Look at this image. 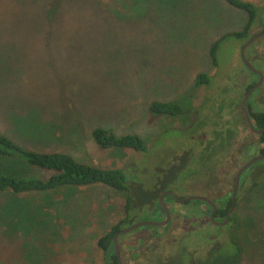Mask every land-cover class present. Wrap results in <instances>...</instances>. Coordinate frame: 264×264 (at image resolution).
Segmentation results:
<instances>
[{
	"label": "rangeland",
	"instance_id": "obj_1",
	"mask_svg": "<svg viewBox=\"0 0 264 264\" xmlns=\"http://www.w3.org/2000/svg\"><path fill=\"white\" fill-rule=\"evenodd\" d=\"M245 1L264 6V0ZM247 18L226 0H0V133L25 149L66 153L100 167L132 168L139 174L135 185L152 186L194 114L156 116L150 104L175 101L191 109L211 98L232 99L225 118L240 137L229 147L230 167L188 173L191 155L174 156L159 189L139 197L150 207L125 226L162 218L158 196L177 187L179 196H209L224 206L236 172L258 154L255 145L242 148L248 131L240 107L256 77L240 58L244 41L223 39L216 65L210 50L221 36L241 31ZM245 53L248 59L258 55L260 61L254 57L252 63L264 75V35ZM200 74L209 84L196 85ZM263 97L264 83L249 97L253 111L264 109ZM98 127L116 135L137 134L152 148L101 149L92 135ZM250 170L240 177L228 223L208 222L202 202L170 199V236L154 237L145 227L123 235L124 264H143L151 249L167 241L192 250L204 246L206 252L228 251L232 240L242 244L241 264H264V184L252 187ZM1 174L50 175L20 158L0 155ZM125 196L101 183L0 192V264H105L97 240L125 216Z\"/></svg>",
	"mask_w": 264,
	"mask_h": 264
},
{
	"label": "trees",
	"instance_id": "obj_2",
	"mask_svg": "<svg viewBox=\"0 0 264 264\" xmlns=\"http://www.w3.org/2000/svg\"><path fill=\"white\" fill-rule=\"evenodd\" d=\"M236 8L244 10L247 15V21L243 29L238 32H232L221 36L216 40L210 50L211 59L216 65L215 54L218 46L228 36H233L238 40L245 41L253 32L264 29V6L255 5L245 0H226ZM256 61H260L258 55L254 56ZM249 58L252 63L255 58ZM254 67H258L252 63ZM264 68V67H263ZM209 84V78L200 74L197 78L198 85ZM252 84L246 87L248 90ZM245 90V91H246ZM264 101V97H263ZM207 102V105L205 103ZM230 100H216L215 98L208 99L203 106L199 108H186L175 101H153L150 104L149 110L153 115L162 116H178L188 113H194L195 118L190 126L181 130L182 142L180 147L170 153L169 159L165 165H160L158 168V178L152 186H147L142 182H137L134 178H138L132 168L126 169L123 167H100L99 165L82 162L75 159L73 156L61 152H40L29 150L17 145L11 138L0 133V155L6 157H17L34 167L39 168L44 172H49L47 178L37 176H13L9 174L0 175V192L12 191L15 193H23L29 191H45L49 189L59 188L61 186H84L94 183H101L119 191H124L125 196V216L118 222L112 225L111 229L97 240V246L101 249L104 255L105 264H116L113 235L118 230L125 227V224L132 221V215L140 213L150 207V203L140 202L139 197L145 194H151L158 190L161 180L166 174V170L172 165V158L177 155L189 153L193 162L192 172L197 168H206L208 171L220 172L223 168L230 167L228 160L231 156L228 153L233 140L240 137V131L232 128L233 125L225 117V111L232 106ZM223 104V105H222ZM247 110L252 119L253 126L256 129H261L264 126V109L253 111L250 99L247 100ZM241 107V102H240ZM242 119L247 128V137L252 140L247 141V138L242 142V148L245 151L251 145H257L258 153L264 154V131L260 134H255L248 128L245 118L242 113ZM198 123L196 126L195 123ZM196 127L197 129H193ZM96 144L101 148H121L130 149L136 152H149L151 148L146 145L144 139L137 134H120L116 135L109 129L95 128L92 132ZM154 145V144H153ZM154 147V146H153ZM227 152L222 156L223 152ZM222 157L227 160H222ZM208 165H206V164ZM213 167H215L213 169ZM133 172V173H132ZM252 187H258L264 184V162H259L251 168ZM129 176L131 178H129ZM155 177V176H154ZM133 178V179H132ZM135 181V182H134ZM180 189V188H179ZM200 202V201H196ZM231 199L225 206L218 208L215 219L223 218L225 210L229 206ZM156 205H159L156 202ZM155 206V204H154ZM110 211H114L113 206L109 207ZM121 235L119 238H121ZM171 240H173L171 238ZM150 255L156 257L149 258L147 261L150 264H241L243 260V247L240 241L232 240L230 250H208L205 252L204 246L197 250L182 247L167 241L162 246L151 251Z\"/></svg>",
	"mask_w": 264,
	"mask_h": 264
},
{
	"label": "water",
	"instance_id": "obj_3",
	"mask_svg": "<svg viewBox=\"0 0 264 264\" xmlns=\"http://www.w3.org/2000/svg\"><path fill=\"white\" fill-rule=\"evenodd\" d=\"M264 35V30H260L257 31L253 34H251L248 39L244 42V44L240 47V58L243 62V64L252 72H255L259 75V80L256 82V84L251 87L244 95V97L241 100V110L243 113V116L248 124L249 129L256 134H260L264 131V126L261 129H256L253 126L250 114L247 110V99L249 97V95L251 94V92L256 89L261 82L263 81V74L260 70L254 68L251 63L248 61L246 54H245V50L246 48L252 44L255 40H257L260 36ZM264 160V154H257L256 156H254L253 158H251L250 160H248L247 162H245L236 172V175L234 177V181H233V186H232V193H231V202H230V208L228 209L225 218L223 221L217 222L214 219V215L216 212V205L215 203L208 197L205 196H199V195H189V196H185V197H179L175 192H173L172 190H166L163 191L159 198H158V202L161 205V207L164 210L165 213V219L164 220H143V221H138V222H134L130 225H127L125 227H123L122 229L118 230L114 235H113V249H114V255L117 261V264H123L122 259H121V255H120V247H119V236L122 234H126L129 233L137 228L143 227V226H162L165 225L169 222L170 219V211L167 207V205L165 204L163 198L166 195H171L174 197L175 200L179 201V202H187L190 200H200L203 202L208 203L211 206V213L209 215L210 221L218 226H222L225 225L226 223L229 222L230 219V215L231 212L234 208V204H235V200H236V195L238 192V187H239V181H240V177L241 175L247 170L249 169L253 164H255L258 161Z\"/></svg>",
	"mask_w": 264,
	"mask_h": 264
},
{
	"label": "flooded vegetation",
	"instance_id": "obj_4",
	"mask_svg": "<svg viewBox=\"0 0 264 264\" xmlns=\"http://www.w3.org/2000/svg\"><path fill=\"white\" fill-rule=\"evenodd\" d=\"M261 30H264V29H261ZM260 31V30H259ZM248 39V38H247ZM246 39V40H247ZM245 40V41H246ZM244 41V42H245ZM244 44V43H243ZM242 44V45H243ZM241 45V46H242ZM251 45V44H250ZM246 54V53H245ZM247 57V56H246ZM248 59V58H247ZM252 65V64H251ZM245 66V65H244ZM253 66V65H252ZM246 67V66H245ZM254 67V66H253ZM247 68V67H246ZM254 68H256V67H254ZM256 69H258V70H260L259 68H256ZM247 70L251 73V74H254V76L256 77V80L255 81H253L252 83H250V84H252V86L251 87H253L255 84H256V82L259 80V75L257 74V73H255V72H252L251 70H249L248 68H247ZM261 71V70H260ZM262 72V71H261ZM262 74H263V72H262ZM263 83H264V75H263V81L261 82V84L256 88V89H254L252 92H251V94L249 95V97L253 94V93H255V91H257V90H259V88H260V86L261 85H263ZM249 84V85H250ZM248 86V85H247ZM250 87V88H251ZM249 88V89H250ZM248 89V90H249ZM246 90V89H245ZM248 90H246L245 91V93L248 91ZM245 95V94H244ZM244 97V96H243ZM249 97H248V99H249ZM247 99V100H248ZM247 103V102H246ZM204 104H202L201 106H203ZM198 108H199V106H198ZM192 114H194V113H192ZM194 118H195V114H194ZM252 120V119H251ZM246 121V120H245ZM246 124H247V122H246ZM247 126H248V124H247ZM233 128V127H232ZM249 128V127H248ZM251 131V130H250ZM252 132V131H251ZM256 134V133H255ZM258 135V134H257ZM255 146H257L256 144H255ZM259 154V153H258ZM255 155H257V154H255ZM259 162V161H258ZM258 162H256L255 164H257ZM255 164H253L250 168H252V167H254V165ZM249 168V169H250ZM249 169H247V170H249ZM246 170V171H247ZM170 190H172V189H170ZM177 190H179V187H177L175 190L173 189L172 191L173 192H175L176 194H177ZM166 191V190H165ZM163 192V191H162ZM161 192V193H162ZM160 193V194H161ZM232 193V192H231ZM160 194H159V196H160ZM178 195V194H177ZM189 195H191V194H189ZM189 195H187V196H189ZM159 196H158V198H159ZM179 196V195H178ZM199 196H202V195H199ZM237 196V195H236ZM179 197H185V196H179ZM205 197H208L209 198V196H205ZM170 199H171V201H173L174 203H178L179 201H177V200H175L174 199V197L173 196H171V195H166V196H164V198H163V200H164V202H165V204L167 205V207H168V209H169V211H170V219H169V222L167 223V224H165V225H162V226H149V227H147V226H143V227H145V228H149L150 230H152V235L154 236V237H157V238H161L163 235H165V234H167L168 236H170L168 233L170 232V230H173L172 228H170V223H171V207H170V205H169V202L168 201H170ZM229 199H231V196H230V198ZM212 200V199H211ZM191 202H192V200H190ZM190 201H187V202H190ZM196 201H200V200H196ZM214 203H215V205H216V212H215V215H216V213H217V210H218V208L219 207H221V205H218L214 200H212ZM236 201V200H235ZM158 202V201H157ZM200 202H202L203 204H205L206 205V208H207V212H206V216H207V220H208V222H211L210 221V218H209V215H210V213H211V206L208 204V203H206V202H203V201H200ZM227 202H228V200L225 202V204H224V206L227 204ZM159 203V202H158ZM179 203H186V202H179ZM158 209H160V211L162 212V215H163V217L162 218H159V217H157V215L156 214H154V217H157V221H159V220H164L165 219V213H164V210H163V208L161 207V205L159 204V205H157L156 206ZM230 208V204H229V206L226 208V210H225V215H226V213H227V211H228V209ZM194 209H196V210H198L199 208H198V206H195L194 207ZM199 210H202V212H203V209L202 208H200ZM215 215H214V217H215ZM224 218H225V216L223 217V218H217V219H215V221H217V222H220V221H223L224 220ZM134 223V222H133ZM212 223V222H211ZM132 224V223H131ZM213 224V223H212ZM130 225V224H129ZM215 225V224H214ZM215 226H218V225H215ZM141 228V227H140ZM137 229H139V228H137ZM155 229H161V232L160 233H158L157 234V232L155 231ZM136 230V229H135ZM116 233V232H115ZM130 233V232H129ZM127 234V233H126ZM122 235H125V234H122ZM121 236V235H120ZM119 236V237H120ZM120 238H118V240H119ZM119 247H120V244H119ZM197 250L199 249V248H196ZM195 249V250H196ZM155 249H151L150 251H154ZM120 255H121V252H120ZM151 257H147L146 255H145V257L143 258V264H150L148 261H147V259H149V258H154V257H156V256H152V255H150ZM122 259V258H121ZM115 261H116V258H115ZM123 262V261H122ZM116 264H117V261H116ZM123 264H124V262H123Z\"/></svg>",
	"mask_w": 264,
	"mask_h": 264
}]
</instances>
